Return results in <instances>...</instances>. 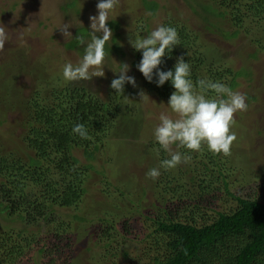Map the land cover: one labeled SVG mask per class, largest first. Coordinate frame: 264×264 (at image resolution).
Masks as SVG:
<instances>
[{"label":"trees","instance_id":"1","mask_svg":"<svg viewBox=\"0 0 264 264\" xmlns=\"http://www.w3.org/2000/svg\"><path fill=\"white\" fill-rule=\"evenodd\" d=\"M10 1L14 8L24 0ZM212 1L233 28L213 25L225 40L243 33L257 48L253 57L257 51H264V0ZM145 3L152 13L157 11V3ZM138 22L137 32L141 34L143 27L144 36L161 25L173 27L179 34L181 45L174 47L170 58L164 57L160 70L174 71L177 58L183 56L191 65L194 83L210 79L235 90L241 69L217 59L216 47L202 42L194 27L175 16L162 17L157 27L146 19ZM119 23H110L115 33L105 45V51L111 52L109 60L113 53L125 59L128 47V75L135 78L136 87L169 100L175 91L171 81L157 86L155 72L152 82L145 79L137 68L142 52L123 41ZM77 35L91 39L87 27L78 28ZM66 45L80 46L75 38ZM118 71H113L111 82L118 78ZM252 73L245 76L251 78ZM37 74L32 90L23 97L19 93L12 103L20 110L23 145L13 151L0 149V211L25 225L37 226L39 233H28L26 228L0 231V264H25L35 250L47 256L45 264H63V260L67 264H264V199L242 193L243 181L231 180L234 170L229 166V156L215 154L207 145L200 152L180 148L181 153L191 156L190 162L172 170L161 169L155 181L146 177L143 194L150 198L134 200L130 207L117 202L102 205L88 216L82 206L88 181L96 169V153L103 148L120 149L119 141L113 138H118L121 122L132 115L141 119L139 115L143 114L136 103L134 108L131 106L126 96L135 87L126 83L123 95H118L110 82L107 93L101 95L81 81H66L61 72ZM77 124L85 125L90 139L72 132ZM146 138L143 148L137 149L139 162H150L145 174L170 158L154 135ZM80 149L86 162L76 155ZM124 155L127 159L128 154ZM107 160L116 163L111 152ZM117 166L112 170L116 171ZM236 182L242 187L236 188ZM119 191L121 200L126 193L120 187ZM72 208L77 211L66 214L65 210ZM79 223L84 224L82 228ZM86 234L90 238L85 240L92 245L88 248L90 257L73 256L78 241Z\"/></svg>","mask_w":264,"mask_h":264},{"label":"rangeland","instance_id":"2","mask_svg":"<svg viewBox=\"0 0 264 264\" xmlns=\"http://www.w3.org/2000/svg\"><path fill=\"white\" fill-rule=\"evenodd\" d=\"M146 1L157 3V11L152 13L146 8L145 0H119V4L111 13L110 21H108V27L113 34L115 30L110 23L114 20L120 22L119 32H121L123 41L129 42L131 35L144 36L143 27L141 34L137 32L140 24L138 20L141 19V22L144 19L149 20L157 27L162 17L175 16L194 27L196 31L198 30L202 42L216 47L218 56L215 57L217 59H225L234 69H241L242 76L239 77L234 91L246 94L248 109L235 116L236 125L232 130L236 133L237 140L234 141L229 156V163H231L229 166L234 170L231 180L243 181V187L242 184L236 182V188L241 185L242 193L261 196L264 199V51H257V56L253 57L257 48L243 33L236 38L225 40L213 25L230 30L233 28L231 29L228 18L221 14L222 10L212 0ZM98 2L99 0H24L18 7L11 8L10 0H0V23L6 26L9 34V40L4 50L0 52V108L2 109L0 112V149L13 151L17 146L23 145L20 137L22 129L18 123L21 117L20 110L12 103L17 100L19 93L23 97L32 90L37 73L41 72L42 75H47L50 71L63 73L66 63L71 62L76 65L82 60L84 52L81 50H84V46L80 45V49L70 48L66 43L75 38L78 28L90 29L89 18L98 15ZM67 23L74 25L68 29L73 38L65 40L58 28ZM225 31L224 33L227 34L228 31ZM252 36L255 37L256 34ZM85 41H90V38H86ZM21 51L24 53L23 57ZM126 51L125 59L123 55L112 52L111 60H109L111 52H107L105 60L109 61H104V77H93L92 80L80 81L98 89L101 95L106 94L111 78L115 75L113 71L120 69L119 63H127L131 69L130 60H128L131 59V53L128 47ZM251 70L252 77L245 76L250 75ZM140 92L141 90L135 87L133 93L126 94L131 106L134 108L136 103L142 109L143 114L139 115L141 119L132 115L128 117V120L123 119L124 121L121 122L122 126L118 127L120 133L117 132L118 138H113L119 141L120 149L119 147L113 150L103 148L95 155L93 163L96 169L92 171V176L88 181L89 190L82 206L88 216H93L95 209L102 208V205L114 202V204L119 203L130 207L134 200L137 201L143 196L150 198L149 194H143V187L146 186L145 172L148 170L146 166L150 162L148 159L139 162V150L137 149L143 148L147 140L146 136L153 137L154 131L152 130L159 124V116L162 112L173 118L175 114L167 105L169 100L148 94L141 98ZM173 148L174 150L180 149H176L175 145ZM110 152L116 157L115 164L107 160ZM124 153L128 154L127 159ZM21 154L24 153L21 152ZM76 155L83 162L87 161L81 149L76 150ZM221 156L224 155L221 154ZM111 165H118L116 171L112 170L115 166L109 169ZM119 187L126 193L121 200L118 197ZM76 211L75 208L65 210L66 214ZM6 214L0 211V231L10 228L16 230L26 228L28 233L37 232V226L25 225L21 220ZM83 225L78 224L80 228ZM86 238L90 237L86 234L78 241L73 256L90 257L88 248L92 245L89 244V240H85ZM99 250L98 248L96 251ZM34 252L25 264H45L48 261L47 256L36 250ZM60 262L67 264L64 260Z\"/></svg>","mask_w":264,"mask_h":264},{"label":"clouds","instance_id":"3","mask_svg":"<svg viewBox=\"0 0 264 264\" xmlns=\"http://www.w3.org/2000/svg\"><path fill=\"white\" fill-rule=\"evenodd\" d=\"M119 4V0H99L97 3L98 15L90 16V41L83 36H75L77 42L84 46L82 60L73 65L66 63L63 67V78L66 81L92 80L93 77H104V61L108 55L105 45L112 39L113 32L108 27L110 15ZM71 23L62 24L58 29L65 40L73 38L68 29ZM9 40L6 26L0 23V52ZM129 44L136 51L142 52V59L137 65L138 70L146 80L152 82L155 72L157 86H163L171 81L175 91L170 95L168 106L173 116L161 113L159 124L154 129V138L160 149L164 150L170 158L160 161L158 167L149 169L146 177L157 180L161 169L172 170L182 163L191 161V156L176 149L184 148L191 152H200L207 145L209 151L215 154L231 155V148L237 140L232 130L236 125L235 116L248 109L246 94L233 91L230 87L219 81L200 79L193 82L191 78V65L185 62L183 56L178 57L174 71L160 70L164 57L169 56L174 47L181 45L177 30L170 26H158L145 36L130 37ZM118 78L112 80L110 87L116 94L123 95L125 84L136 87L135 78L128 75L130 65L119 63ZM144 98L143 91L139 94ZM72 132L82 139H90L88 129L84 124H77ZM159 156V149L157 150Z\"/></svg>","mask_w":264,"mask_h":264}]
</instances>
